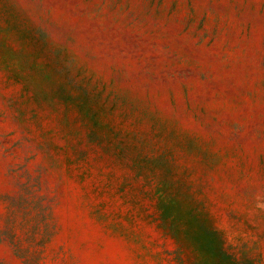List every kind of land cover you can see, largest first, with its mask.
<instances>
[{"label": "rangeland", "instance_id": "1", "mask_svg": "<svg viewBox=\"0 0 264 264\" xmlns=\"http://www.w3.org/2000/svg\"><path fill=\"white\" fill-rule=\"evenodd\" d=\"M0 264H264V0H0Z\"/></svg>", "mask_w": 264, "mask_h": 264}]
</instances>
